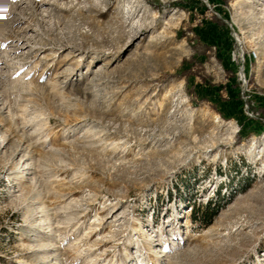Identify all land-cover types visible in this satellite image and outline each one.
Wrapping results in <instances>:
<instances>
[{"label":"rangeland","instance_id":"rangeland-1","mask_svg":"<svg viewBox=\"0 0 264 264\" xmlns=\"http://www.w3.org/2000/svg\"><path fill=\"white\" fill-rule=\"evenodd\" d=\"M263 108L264 0H0V264H264Z\"/></svg>","mask_w":264,"mask_h":264},{"label":"built area","instance_id":"built-area-1","mask_svg":"<svg viewBox=\"0 0 264 264\" xmlns=\"http://www.w3.org/2000/svg\"><path fill=\"white\" fill-rule=\"evenodd\" d=\"M251 53H252L253 56L256 55V51H254V50H252ZM237 75H238V79H239L242 83H245V80H244L243 75H242L240 72H238ZM242 98L245 99L244 97H242ZM245 113H246L248 116H250V117H255V116H256V114L254 115L252 112L249 111V107H248V105H247L246 103H245Z\"/></svg>","mask_w":264,"mask_h":264},{"label":"crops","instance_id":"crops-1","mask_svg":"<svg viewBox=\"0 0 264 264\" xmlns=\"http://www.w3.org/2000/svg\"><path fill=\"white\" fill-rule=\"evenodd\" d=\"M229 92H230L231 94H233V93H236V90H233L231 87H229ZM231 98H232V96H231ZM236 98H237V96H236ZM257 106H259V105H257Z\"/></svg>","mask_w":264,"mask_h":264},{"label":"trees","instance_id":"trees-1","mask_svg":"<svg viewBox=\"0 0 264 264\" xmlns=\"http://www.w3.org/2000/svg\"><path fill=\"white\" fill-rule=\"evenodd\" d=\"M252 109H253V108H252ZM262 110H264V108H263ZM253 119H255L257 122L260 120L259 117H253ZM263 123H264V121H263Z\"/></svg>","mask_w":264,"mask_h":264},{"label":"bare ground","instance_id":"bare-ground-1","mask_svg":"<svg viewBox=\"0 0 264 264\" xmlns=\"http://www.w3.org/2000/svg\"><path fill=\"white\" fill-rule=\"evenodd\" d=\"M19 176V175H18ZM17 177V176H16ZM19 181V180H18Z\"/></svg>","mask_w":264,"mask_h":264}]
</instances>
